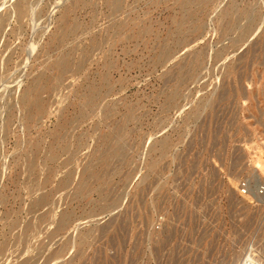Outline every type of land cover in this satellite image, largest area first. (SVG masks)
Instances as JSON below:
<instances>
[{
  "label": "rangeland",
  "instance_id": "rangeland-1",
  "mask_svg": "<svg viewBox=\"0 0 264 264\" xmlns=\"http://www.w3.org/2000/svg\"><path fill=\"white\" fill-rule=\"evenodd\" d=\"M112 1L0 0V264H264V0Z\"/></svg>",
  "mask_w": 264,
  "mask_h": 264
},
{
  "label": "bare ground",
  "instance_id": "bare-ground-1",
  "mask_svg": "<svg viewBox=\"0 0 264 264\" xmlns=\"http://www.w3.org/2000/svg\"><path fill=\"white\" fill-rule=\"evenodd\" d=\"M113 8L115 9V0H113L111 2ZM228 15V14H226ZM224 16V15H223ZM65 23V22H64ZM68 33H72V27H70L68 25V23L66 22V24L63 26V34L62 35H67ZM164 55L167 56V53H165ZM51 66H53V68H55L58 72V75H62L63 73H65L69 68H71V62L69 60V57L67 55H63L61 56V58H59V60H57L56 62H54ZM44 78V73L40 74L34 81H33V84H32V87L29 91L26 92V95L24 96L25 99H24V102L25 104H27V106L30 108L31 112L30 114L28 115V119L30 120H33L34 118L40 116L43 114L44 110H45V105H44V102L39 98L38 94H39V86H37L39 84V81ZM109 92V91H108ZM88 93H89V96H90V99L92 102H97L98 100H100L103 96L102 94V91L101 89L97 88L95 85L91 86L89 89H88ZM95 106V105H94ZM81 110V109H80ZM81 114L82 112H84L83 110L80 111ZM65 125H67L69 123V120L67 121L65 119ZM64 125V126H65ZM61 136L60 134L58 135V139L57 140H60V137ZM62 138V136H61ZM103 153V152H102ZM56 157V153L54 152V150L51 151L50 153V159H53ZM106 160H108L106 157L102 158V161H101V165L103 162H105ZM93 177L96 178L98 184H105L107 185V181L104 180V178L100 177V176H97L96 174H93ZM47 201V198H42L41 200H39V203H37V205H41L43 203H45ZM36 205V206H37ZM68 218L69 216L68 215H63L60 219V221L58 222V228L59 229H63L65 227V225L67 224L68 222ZM65 243H63L64 245ZM246 260H251V259H247ZM247 262V261H246ZM28 264V263H27ZM248 264V263H246ZM252 264V262H251Z\"/></svg>",
  "mask_w": 264,
  "mask_h": 264
},
{
  "label": "built area",
  "instance_id": "built-area-1",
  "mask_svg": "<svg viewBox=\"0 0 264 264\" xmlns=\"http://www.w3.org/2000/svg\"><path fill=\"white\" fill-rule=\"evenodd\" d=\"M240 191H241V194H247L248 187H247L246 183H242ZM256 195L263 196L264 195V187L258 188L256 191Z\"/></svg>",
  "mask_w": 264,
  "mask_h": 264
}]
</instances>
